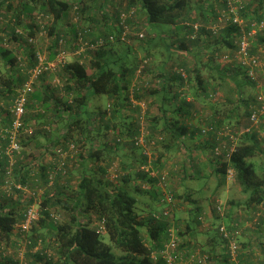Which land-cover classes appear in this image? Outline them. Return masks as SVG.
I'll use <instances>...</instances> for the list:
<instances>
[{"label": "trees", "instance_id": "1", "mask_svg": "<svg viewBox=\"0 0 264 264\" xmlns=\"http://www.w3.org/2000/svg\"><path fill=\"white\" fill-rule=\"evenodd\" d=\"M71 1L76 14L90 11L89 21L94 29L86 28L79 22L73 24L70 30L67 26L61 29L67 13L73 7ZM75 1L77 5H74ZM100 1L103 6H100L101 10L103 8L101 22L91 15V10ZM113 1L0 0V10L4 7L7 13L11 11L12 22L10 32L4 34L6 39L1 40L5 43L18 39L27 42L28 38L33 40L41 31L43 35H49L51 48L55 51L46 60L53 62L58 52L66 53V61L58 63L52 73L61 70L67 84L64 87L66 93L74 94L70 100L65 96L55 100L53 107L50 106L49 97L42 98L41 87L34 91L32 88L26 96V110L32 99L39 101L43 108V112L37 115L40 125H36L35 134L48 135L47 141L51 142L52 124L55 122L61 130H58L59 135L54 143L55 146L61 144V147L55 148L60 152L54 151L56 163L59 164L37 163L36 171L31 172L29 164L16 163L5 155L2 149L9 141L7 136L3 139L0 150V264L18 263L6 255L5 250L9 244L18 245L13 231L25 221L27 210L34 205L37 206L36 220L28 230L17 228L30 248L40 247L36 252L32 250V256L44 264H169L165 252L170 249L167 246L171 239L176 241V247L170 249L175 259L172 264H184L186 253L191 250L176 235L182 237L191 229L195 231V227L201 226L208 215L199 206L191 207V211H187L185 230L181 231L175 226L171 232L169 222L174 220L175 215L172 210L162 209L171 205L161 202L163 191H146L142 185H132L131 181L139 178L142 183L151 184L152 188L158 182L161 176L158 166L165 163L167 153L180 147L182 136L188 135L185 121L193 116V103L185 101L188 95L210 109L212 117L208 119V125L199 129V136L204 137V145L210 148L215 163L213 174L220 177V185L226 180L228 171H232L234 183L249 196L246 202L248 208L260 205L264 211V166L259 165L257 159L262 149L255 140L254 130L237 135L241 118L246 120L245 127L250 125L252 114L258 120L264 119V112H261L264 84L258 86L256 78L257 72L259 76L260 61L264 67V0H258L256 7H251L249 0H195V5L191 4V0H126L124 10L114 12L116 17L112 19L107 3L113 4ZM33 3L42 18L49 17V23H38L33 15L36 10ZM141 13L144 21L138 22L135 18ZM159 26L168 28L161 29ZM169 33L173 36L170 37ZM69 34L72 37H68ZM80 36L94 47L85 48L79 54L81 57L68 61L72 57L70 55L80 48L75 43ZM244 39L247 43L245 58L249 62L252 58L256 59V65L246 62L238 54ZM99 40L102 41L100 45ZM133 41L143 44L141 49L144 55L140 59L132 55ZM25 52V58L18 57L12 49L0 46V64L3 66L0 70V87L9 94L14 93V86H20L28 78V71L38 62V54L33 47ZM152 57L160 59L156 73L152 71L156 67ZM204 57L206 61H203ZM80 58H83V62ZM207 62L209 65L216 64L218 71L217 76L204 79L205 74L203 76L200 66L206 68ZM15 67L24 76H16ZM3 71H7V75L4 76ZM48 72L51 71L44 74ZM151 72L159 81L156 87H150V82L146 80ZM211 81L214 84L211 85ZM174 86L175 90L172 91ZM185 86L188 87L187 91ZM158 96H162L160 115L153 116L149 112L150 107L142 112L141 102L146 103L148 97L155 99ZM96 97L105 101L104 106L91 107ZM214 98L215 102H212ZM180 110L185 113L181 116L185 120L180 121ZM65 112L66 117L62 116ZM12 121V116L7 121L1 119L0 122L6 123L0 130L9 128ZM27 122L23 117L22 134ZM260 127L264 130V121ZM227 128L235 133V139L230 135L218 136ZM105 131L109 132L108 135ZM111 134L112 137L107 138ZM150 140L161 148V153L157 159L147 163L143 145ZM94 141H97L96 148L93 147ZM22 142L19 141L20 153ZM80 147L88 148L86 157L79 153ZM216 147L221 149V154H215ZM125 148L137 154L139 159L121 153ZM63 153L67 159L62 158ZM72 153L79 155L82 163L76 160L72 162ZM118 154L121 158H128L130 163L124 164V172L122 175L118 173V179L108 180L111 155L115 157ZM147 165L150 167L145 170ZM9 170L10 179L24 189L44 188L43 200L39 204L34 202L35 190H32V195H27L29 198L26 200L21 198L22 189L12 187L9 196L2 192ZM151 170H155V175L150 174ZM72 176H76V187L70 190L72 195L68 196L66 191L71 187L63 181L67 178L70 180ZM171 191L173 202L179 196L177 190ZM145 192L161 202L158 208H161L160 213L166 215L158 218L153 217V213L147 217L140 215L135 194ZM212 202L214 207L209 213L213 223L204 232L210 230L213 237H216V233L227 248L226 258L217 264H248L239 247L236 258L232 259L229 241L219 232L222 225L230 229L229 226L242 223L241 220L229 219V211H225V205L221 204L225 215H219V202L214 198ZM190 203L193 205L195 202ZM54 206L66 211L65 219L56 214L57 211L51 210L57 209ZM255 216H251L250 221ZM101 222L103 233L97 232ZM199 248L202 254L206 253L201 246ZM245 248L249 251L251 245ZM113 249H117L118 253ZM50 251L56 254L55 261L48 254ZM206 258L207 263L211 264L210 255Z\"/></svg>", "mask_w": 264, "mask_h": 264}, {"label": "rangeland", "instance_id": "2", "mask_svg": "<svg viewBox=\"0 0 264 264\" xmlns=\"http://www.w3.org/2000/svg\"><path fill=\"white\" fill-rule=\"evenodd\" d=\"M249 1H250L249 3H251V7H256V2H258V0H249ZM191 2H192L191 4H194V5L196 3L195 0H191ZM70 3L73 6L72 1ZM77 3L78 2L75 1L74 5L75 4L77 5ZM101 3H102L101 1L97 2L94 9L91 10L92 18L99 20L100 22L102 21L101 20L102 19V12L101 11L103 10V8H102V10L100 8V6H102ZM109 3L110 2L107 3L108 4L107 9L110 12L109 14L112 17V19H114V17H116L114 12H116V13H120V11L122 12L125 8L126 0H114L113 4L112 3L109 4ZM32 5H34L33 6L34 10L36 9L33 12V15L38 20V23H40V24L49 23V21H50L49 17L42 18V14L38 13V10H37V7L35 6V4L33 3ZM74 7L75 6H73L72 9H70L69 12L67 13L65 21L62 23L63 25H61V29H64L63 26H67L68 30H70L71 27L73 26V24L78 23V22H79L78 24H81L82 26L84 25L86 28L94 29V27H93L94 25H90V21H89L90 16H88V13L90 11L88 13L84 12V13L79 15V14H76V12H74ZM5 12L6 11L4 10V7H2V9L0 10V46L7 47L8 49H12L14 51V53L17 54L18 57H23V58H25L24 54L27 53V52H25L26 49H28L30 47H33L35 52H37L38 56L41 57L42 59L47 58L51 52L55 51L54 48H51V42L52 41L49 38V35H43L44 34L43 31H41V33H39L36 36V38H34L33 40L28 38V41L23 42L22 45H21V43L18 44V42H20V41H12V40L9 43H5L3 41L4 39H6V36L4 34L6 31L10 32L9 30L11 27V25H10L11 11L8 13L6 12V14H5ZM135 19L138 22H143L144 21V15L142 13L138 14V15H136ZM8 25H10V26H8ZM159 27L161 29H167L168 28L166 26H159ZM94 31H96V29ZM131 31H132V29H131ZM68 37H72V36L69 34ZM1 39H3V40H1ZM75 43L80 45L79 40L76 41ZM131 47L133 50L132 55L134 54V56L137 57L136 59H140L143 57L144 50L141 49V47H143V44L141 42L133 41V42H131ZM83 51H85L84 47L82 50L80 48H78L77 50H75V52L73 54L70 55L72 57H70L68 59V61H73V59H75L76 57H79V56L81 57V55H79V54H81ZM153 59H154V57H152V60ZM80 61L83 62V58H80ZM154 61L156 62V64L154 63V65L156 67L153 68L152 71L154 72V70H155V73H156V71L158 69L157 65H158L160 59L155 58ZM258 64H259L258 68L260 69V71H259V76H258V72L256 73V78L258 80V86H262L264 84V79H262L263 75H264V67H263L262 61H260ZM2 69H3V66L0 64V70H2ZM58 72L59 73H57V72L52 73V71H51V72H48L46 74H42V77L39 80L33 79V82H32L34 84L32 87L33 91L41 87L42 90L44 89V93L45 94L47 93L46 95H48V93L49 94L51 93L50 94V96H51L50 100H51V106L52 107H53V103H54L52 101L61 99L62 96L63 97L65 96V98L68 97L70 100L71 99L70 97L72 95H74L73 93L72 94L66 93L65 88H64L67 85L66 81L62 76L61 70ZM88 72H89V69H88ZM153 72H151L150 75L146 78V80L148 82H150V87H153V85H155L156 83L158 84V82H159L158 79L156 78V76H155V78L153 77ZM15 74H16V76H19V75L24 76V73H22L21 71H17V70H16ZM204 74H206V73H203V76H204ZM3 75L4 76L7 75V71H3ZM27 81H28V78H26V80L23 81L20 86H17V85L14 86V88H15V90H13L14 93H10V94L0 87V120L3 119L4 121H7V119H9V116H11L9 108L12 104L13 98L16 95L15 93L20 91L23 87V84ZM134 81H136V80H134ZM144 82H145V79H144ZM149 100H150V98L146 99L147 104H148ZM211 101L215 102V98L212 99ZM91 104H92V106H91L92 108H98V107L104 106L105 101L103 99L96 97V98H93ZM27 106L28 107H27V110L25 112L24 120H25V122L26 121H28V122L26 123V126H25L26 129H24L25 130L24 133L23 134L20 133V137L18 138V141L22 142V140H23L24 144H23V142L21 143L22 144L21 153H19V154L15 153L14 156L11 154V159L16 161V163L20 162L23 165L29 164L30 165L29 170L31 172H34V171H36V168L38 167L37 163H42L44 165L50 164V163L59 164V163H56L57 157L54 155V153L57 152V149H55V148L61 147V144L55 146L54 143H55V137L57 135H59V132L61 130L58 129V125H56L55 122L52 124V129H51V133H50L51 138H52L51 142L47 141L48 135L44 136L43 134H35L37 132V129L35 130V128L37 126L33 125L34 122L36 123L34 116L36 117V115L38 113L43 112V108H42L40 103L35 104L32 102H28ZM205 106L207 109V105H205ZM145 108L146 107L144 106V109ZM149 112L153 116L157 115L159 113L158 110L154 106H151ZM51 114H53V113H51ZM63 115H64V117H66L67 113L65 112V114H62V116ZM263 121H264V119L263 120L261 119L257 122V124H250L249 126H247L248 127L247 128V127H245L246 126V120L241 118L239 121V124H238L239 130H238L237 135L240 136L244 131H249V128H250V131H252V130L255 131V134H256L255 140L257 141V143H259V146L262 149V152L259 154V157H257L258 164L264 166V130H262L260 127L262 125ZM5 123L6 122H4V123L0 122V129H1V127H4L3 124H5ZM259 123H261V124H259ZM252 125H254V128H252ZM97 126H95V128ZM58 130H59V132H58ZM108 133H109L108 131H105V134L108 135ZM29 137H30V139H29ZM111 137H112V134L109 135L107 138H111ZM201 140L202 139H199L197 142H200ZM94 144L95 145L93 147L96 148L97 147L96 146L97 141H94ZM143 147H144L143 153L147 155V163H151L152 159H157L158 155L161 153L160 152L161 148L157 147V145H154L152 140H150V142L147 145H143ZM2 148H3V138L1 137V130H0V150ZM79 149L81 150V152H79V151L78 152L81 154L82 157H86V155H88V148L87 147L85 149L80 147ZM193 149L194 148H192L191 146L188 147V150H190V151L192 150V153L190 154L191 157L193 154ZM54 151H56V152H54ZM121 153H123L124 155L125 154L132 155L134 158L139 159V156H137V154H135V153H132L129 150V148L122 149ZM185 156H186V152L180 151V147L177 150H173L172 152L166 154L167 160H165V163H166L167 168L164 170L161 169V174H164V176H166V180H165V184L160 183V181H158L156 183V185L154 187L158 188V191H163V193H167V194L171 195V192H172L171 190H174V188L171 189V183L169 181L170 177H169V174L167 173V171L170 172V176H171V172L174 171L173 169H176V170L179 169L178 165H180V159L184 158ZM64 157L66 158L67 155L63 153L62 158L65 159ZM111 157H112V160L109 161V162H111V164H110V167H108V169H107L108 170L107 171L108 180L109 179L116 180V179H118V173L119 174L121 173L120 175H122V173L124 172V168H123L124 164L130 163V160L126 157L121 158L120 154H118L115 157L113 155H111ZM71 159H72V162H74L76 160L77 163H82L81 157H79V155H77L76 153H72ZM69 163H71V162H69ZM69 163H68V167H70V165H71ZM101 163H104V162H101ZM174 163H177V164H174ZM54 164H52V165H54ZM148 167H149L148 165L145 166V170H147ZM149 172L151 173V175L155 174L154 170L149 171ZM258 173H260V175H263L259 170H258ZM173 179L177 183L176 185L179 186L180 173H178V175L174 176ZM173 179H171L172 182H174ZM0 180H2L1 176H0ZM232 182L233 181H229L226 179L225 181H223V184L221 187L224 190L229 189V197H233L235 201L241 202V203L243 201L246 202L245 199H248V197L244 194H241V192L238 190V188H236L237 186L235 187L234 183H232ZM63 183H69V186L71 188L69 189V191H66V194L68 196H71L72 192L70 190H73L76 187V176H72L70 178V180H69V178H67L66 181H63ZM214 183L216 185L217 180H215ZM131 184L132 185H134V184L135 185H142V187L144 189H146V191H149L150 189H152L151 184H149V183L144 184V183H142V181L139 178H133V180L131 181ZM195 184H196V186H201V181L195 182ZM32 190H35V192L33 194L34 202H36V204H39L41 202V200H43V198L45 197V193H44L45 189L44 188L24 189L23 194H22L23 196L21 195V198L24 200L29 198V196H27V195H32V193H33ZM177 192H178L179 198H176L173 201V203L171 202L170 206L162 208L164 210H167V209L172 210V212L175 215L174 220H171L169 222L170 223L169 227L172 226L174 228L175 226H178L179 230L184 231L185 225L188 221V215H187V211H189L188 208L202 205L203 207H205L204 210L209 213L211 211L212 207H214L211 196H214L213 198L217 199V201L222 206L225 205V207H224L225 211L229 210V208L227 207L228 206L227 195L225 193L214 192V194L209 195L210 193L208 192L205 194L204 197H199L198 194H192L191 198L196 200L195 203L192 205L191 203L186 204L182 195L180 194V188L179 187H177ZM135 196H137V199H138L137 211L140 212L141 216L147 217V216L151 215L152 213L157 214L158 212H161V208L156 209L157 206H159V203H161V202H157L151 195H149L145 192L144 194H140V195L135 194ZM160 197H162V196L160 195ZM180 197H181V199H180ZM32 207H34L37 211L36 205H34ZM54 207L57 209H51V210L53 212L57 211L56 214L60 215L61 217L63 216L65 219L66 218V211L62 210L59 206H54ZM259 207H260V205L258 207H256L255 210L259 209ZM151 208H152V210H150ZM237 209H234V210L236 211V213H239L240 208L238 210ZM223 215H225V214L223 213ZM254 216H255V214H254ZM258 216L260 217V212H259V215L256 214V216L253 217V220L250 223L247 222L248 225L243 223V224H241V226L244 225V228H245L246 226L252 225V226L246 227V228L255 231L254 228H255L256 224H257V226L259 224V221H257V220H259V219H257ZM254 222H256V224H254ZM210 223H211V215H208L207 218L204 219V222L201 226L197 225L195 227V234L193 235L192 239L190 240L191 242H189V244L186 245L188 250H191L194 252L198 251L201 254L202 250L199 247L201 246V244H204V241H205V237L203 236L202 232H204L208 228ZM243 231H244V229L242 228V234H243ZM13 233H14V236L16 235L15 238L19 241L18 245H16V244L15 245L14 244L7 245L6 250H5V254L12 257V259L18 261L17 264H44L43 261H37L35 259V257L32 256L34 254L32 252V250L34 251L35 250L34 248L39 249L40 247L34 246L33 248H30L28 243H26L25 239L23 238V236L19 235L21 232L18 230L17 226H16L15 230L13 231ZM29 235H31V232H29ZM183 236L180 237L179 234L176 235V237L178 238L179 241H180V238L181 239L183 238ZM241 237H242V235H241ZM241 237L239 238V240L241 239ZM239 240H238V245L240 246ZM106 242L109 243L108 240H106ZM255 245L256 244L254 241V245L252 244L251 248L254 249ZM114 250L116 253H118L117 249H113V251ZM253 251H254V253H257L258 249L257 250L255 249ZM48 254L51 255V257L53 258L52 261H55L57 259L56 254L53 251L48 252ZM255 256L256 255L251 256L252 257L251 262H253V263H255L256 262L255 260L257 259ZM257 257H258V255H257ZM263 257H264V254H263ZM230 261H231V259H230Z\"/></svg>", "mask_w": 264, "mask_h": 264}, {"label": "crops", "instance_id": "3", "mask_svg": "<svg viewBox=\"0 0 264 264\" xmlns=\"http://www.w3.org/2000/svg\"><path fill=\"white\" fill-rule=\"evenodd\" d=\"M171 34V33H169ZM37 36V34H36ZM173 36V34L170 35V37ZM18 44L21 43V45L23 44L22 39H18ZM158 58V57H156ZM165 59V57H164ZM203 61H206V57L203 58ZM216 64L209 65V63L207 62V67L204 68L203 66H200V71L202 73H206L205 74V78L207 79L208 77H212L217 76V71L218 69L215 68ZM199 68V66H198ZM215 68V70H214ZM16 70H18L15 67ZM214 70V71H213ZM19 71V70H18ZM210 81V80H209ZM211 85L214 84L212 81L209 82ZM208 84V83H207ZM209 85V84H208ZM157 85H153V87H156ZM50 87V86H49ZM187 86L184 87L185 91H187ZM172 91L175 90V86L174 88L171 89ZM41 93H42V98H50L51 96L48 93V95H46L44 93V89H41ZM150 98V97H148ZM34 99L31 100L32 103L38 104L40 103L39 101H33ZM161 100H162V96H158L157 98H150V100L148 101V103H150L149 105L145 102H141V108H142V112H144L146 109H148L149 107L151 108V106H154L157 110H158V115H160L161 110ZM187 103H193L192 104V112H193V116L192 118H190L188 121L186 120V126H187V133L188 135H183L182 136V140L180 141V151H184L186 152V156L182 159H180V165L179 169H173L174 171L171 172V176H170V172L167 171V173L169 174V181L171 183V189L174 188V190H177V187L180 188V194L182 195L184 201L186 202V204L190 203V202H195L196 200L191 198L192 194H198L199 197H204L206 193H210L214 194V192H222L225 193L227 195V203H228V208H229V219H237V220H241V222H245L247 221L248 223H250V217L254 215V210L257 206H252L251 208H248L246 202L248 201V199H245L246 202H237L234 200L233 197H229V189L224 190L220 185V181L221 179L213 174V166L215 163H213V157L211 156V152H210V148L206 147L205 144V139L201 136H199V129L208 125L209 124V120L212 117L210 115L211 112L210 109L205 105H200L197 102L192 100L191 96H187L186 100ZM214 101V100H213ZM212 101V102H213ZM54 102V101H52ZM50 106H51V100H49ZM180 103H184L180 101ZM54 104V103H53ZM144 106L146 107L144 109ZM149 108V110H150ZM185 113H183V110H180V121L183 119V117H181L182 115H184ZM206 114V115H205ZM38 115V114H37ZM34 116L36 123L34 122V126L36 125H40V123L38 122V118ZM177 116V114H174ZM49 116V114H48ZM209 119V120H208ZM185 120V119H183ZM1 121V120H0ZM190 134V135H189ZM199 139H202L200 142H197ZM216 142V141H215ZM192 147L193 149V154L192 157L190 156V154L192 153V150H188V147ZM173 164V163H172ZM177 164V163H174ZM153 168V166H151ZM158 167H160V169L164 170L167 168L166 163H161ZM154 169V168H153ZM197 171V172H196ZM178 173H180V183L179 186H177L175 180L173 179L174 176L178 175ZM197 173V174H196ZM199 173V176H198ZM151 174V173H150ZM201 178V179H200ZM171 179L174 180V182L171 181ZM217 180V183L215 185L214 181ZM201 181V186H196L195 182H199ZM219 184V185H218ZM235 187L237 186L234 183ZM238 188V190L241 192V194L246 195L248 198L249 196L247 195V193H243L240 189V187H236ZM151 191H155L156 193H158V188H152L150 189ZM187 194V195H186ZM158 196V195H156ZM212 199L214 196H211ZM155 199V198H154ZM181 199V197H180ZM156 200V199H155ZM199 207L201 208V210H204L205 207H203L202 205H199ZM239 209V213H236V211L234 209ZM157 209L158 206H157ZM237 209V210H238ZM262 207H260V209L256 210V214L259 215L260 212V218L258 216L257 221H259V224L257 227H255V231L247 229L246 227H250L252 225L246 226L244 228L243 234L241 239L239 240V249L241 250L242 253V257L245 260V262H247L248 264H264V211L261 210ZM189 211H191V208H188ZM205 211V210H204ZM205 213L207 215H211V213H208L205 211ZM213 221L212 219V215H211V222ZM213 223V222H212ZM211 226V225H210ZM203 233V232H202ZM195 234L194 230H190L188 231L183 238L181 239L183 241L184 244H189V242H191L190 240L192 239L193 235ZM203 236L205 237V241L204 244H201V247L203 249V251H206V253H201V255L203 256H209L212 258L211 259V264H217L220 263L224 258H226L227 255V248L224 244H222L219 239L218 236L215 233L216 237H213V235H210V230H207L206 232L203 233ZM246 236V237H245ZM213 237V238H212ZM254 241H255V247L250 248L249 251L246 250L245 247H247L249 244L250 245H254ZM257 250V253H254L253 250ZM37 251V248H35L34 252ZM209 251V252H207ZM209 254V255H208ZM226 254V255H225ZM253 255H256L255 257L257 258L255 261V263L251 262ZM258 255V257H257ZM205 256V257H206Z\"/></svg>", "mask_w": 264, "mask_h": 264}, {"label": "built area", "instance_id": "4", "mask_svg": "<svg viewBox=\"0 0 264 264\" xmlns=\"http://www.w3.org/2000/svg\"><path fill=\"white\" fill-rule=\"evenodd\" d=\"M79 41H80V46H81L80 49L81 50L83 49V47H84V49L87 47H90V48L94 47V45H89L86 41H84L81 36L79 37ZM245 41H246L245 39L242 41L241 48H240V51L238 52V54L242 55L246 62H249L245 58V53H246V48H247V43ZM101 43H102V41L99 40L98 45H100ZM66 59H67V55L63 51L58 52L56 54V59L53 62L47 61L46 58L42 59L41 57L38 56L37 57L38 62L36 64V66L31 68L28 71L29 72L28 81L25 82L23 84L22 89L16 93L15 97L12 100V104L9 108L10 114L13 118L12 125L4 131L1 130V137L4 139L7 136L8 141H9V143L6 145V147L2 151L5 153V155H8V157L10 159H11V154L14 156L15 153L16 154L20 153V144H19L18 138L20 137V133H21L20 128L22 125L23 117L25 116V112H26V108H25L26 103H27L26 96L28 93H30L32 91L33 79L34 80L37 79L39 76H41L42 74H44L47 71H53L56 68V65L58 63H64L66 61ZM250 61L251 62H249V63L251 65H256V59L252 58ZM261 112L262 113L264 112V105H262V107H261ZM258 121L259 120L256 117V115L252 114V116L250 117V122H251L250 124H257ZM252 126H254V125H252ZM249 131H250V128H249ZM244 132H248V131H244ZM227 135H230L231 138H234L235 133L232 132L231 129L227 128V129H223L219 133L218 136L223 137V136H227ZM59 152H60V150L57 149V153H59ZM215 154H217V155L221 154V149L219 147L215 148ZM12 161H14V160H12ZM9 173H10V170H9V172H7V175H8L7 179H5V182H7V183L2 185V188H3L2 192L6 193L9 196V193L11 192L12 187H14L16 189H20V190L22 189L24 191L23 187H21L18 184H15L12 181V179H10ZM160 175L161 176H160L158 181H160V183H162V184H165L166 176H164V174H160ZM226 179L229 181L234 180L232 171H228ZM161 202H163V203L166 202V203H168V205H170L172 202V195L164 193L163 200ZM164 211H168V209L164 210ZM217 211H218L219 215L224 216L223 215V213H224L223 208L220 206V203H219V206L217 207ZM163 214L166 215V213H163ZM163 214L158 212L157 214L153 213L152 216L155 218H158L160 215H163ZM36 217H37L36 209L34 207H30L27 210L25 221L22 224H20L19 226L17 225V227L18 228L20 227L23 231L28 230L30 225L33 223V221L36 220ZM244 223L246 225H248L247 222H244ZM241 224H243V223H235V224L229 226V227H231L230 229H228L226 227V225H222L219 228L220 234L222 236H224V238L228 239V241H229L228 247H229V252L231 254L232 259L236 258V251L238 250V247H239L238 246V239L242 235V228L244 229V225L241 226ZM254 224H256V222H254ZM173 229H174L173 227H170L169 231L173 232ZM97 232H100V233L104 232V227H103L102 222L99 224ZM174 247H176V241L171 239L167 248L173 249ZM170 249H169V251L167 250L165 252V254H166V259L169 262V264H172L175 261V259H174L173 255L171 254L172 251ZM183 263L184 264H208L207 258L205 256L201 255L198 251L197 252H194V251L187 252L185 259H183Z\"/></svg>", "mask_w": 264, "mask_h": 264}, {"label": "clouds", "instance_id": "5", "mask_svg": "<svg viewBox=\"0 0 264 264\" xmlns=\"http://www.w3.org/2000/svg\"><path fill=\"white\" fill-rule=\"evenodd\" d=\"M232 183H234V180H233V182ZM245 222H247V221H245ZM243 223V222H242ZM257 226V225H256Z\"/></svg>", "mask_w": 264, "mask_h": 264}]
</instances>
